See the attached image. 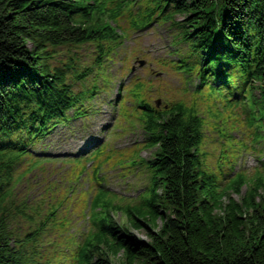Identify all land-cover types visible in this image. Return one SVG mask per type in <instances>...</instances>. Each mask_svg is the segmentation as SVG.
I'll return each mask as SVG.
<instances>
[{
  "label": "trees",
  "instance_id": "obj_1",
  "mask_svg": "<svg viewBox=\"0 0 264 264\" xmlns=\"http://www.w3.org/2000/svg\"><path fill=\"white\" fill-rule=\"evenodd\" d=\"M132 12L134 29L171 24L173 67L198 80L197 91L244 108L253 141L264 142V0H0V264H53L61 251L60 209L21 188L42 163L55 162L34 149L59 125L87 118L85 103L100 81L109 83L103 64L124 38L112 24ZM87 46L96 68L70 55ZM140 109L153 150L148 186L134 204L99 191L88 231L62 264H264V172L227 181L206 168L205 122L195 108Z\"/></svg>",
  "mask_w": 264,
  "mask_h": 264
},
{
  "label": "rangeland",
  "instance_id": "obj_2",
  "mask_svg": "<svg viewBox=\"0 0 264 264\" xmlns=\"http://www.w3.org/2000/svg\"><path fill=\"white\" fill-rule=\"evenodd\" d=\"M180 18L181 16H177L175 19ZM131 23L129 16H125L117 25L128 35L114 61L106 64L104 71L108 72L112 83L107 86L100 81V88L97 90L99 95L87 103V106L94 108L96 112L90 114L86 120L73 122L69 130L60 127L46 145L35 149L36 154L54 155L50 157L55 155L73 157L86 150L92 151L98 146L95 138L100 137L102 142L106 143L109 140L110 151L92 164L85 163L84 172L79 174L75 185L69 182H74V178L78 177L79 171L76 166L69 165L66 158H53L60 161L54 164L42 163L36 171L25 178L21 188V192L34 202L60 207L62 209L60 220L75 234L84 231L88 224L87 214L90 213L91 202L100 190L93 191V187H97L98 183L103 184L111 192L112 197L117 200L125 198L128 200L127 203L131 199H136L149 183V175L143 161L150 157L152 151L145 149L143 145L144 133L139 123L140 110L134 104L133 98V91L137 86H140L138 92L141 97L148 103L154 105L156 100H160V109L168 103L180 102L203 114L207 124L204 138L206 140L202 149L206 168L218 172L220 167L223 168L222 171H227L229 166H232V176L242 174L249 180L254 179L262 170L260 158L263 161L264 156L260 154L264 153V145L254 144L251 136L245 131L243 126L245 111L244 113L241 111L242 114L240 110H230L226 113L218 111L215 107L217 106L215 97H210L208 93L211 101L205 100L207 96L205 93V98L201 99L195 92L197 82L192 80L188 84L183 75L174 71L173 59L168 57L171 50L169 26L155 27L144 33H133ZM91 51V47L87 46L76 53L73 51L70 55L78 56L82 65L96 68L98 62ZM122 100H125L124 108L120 103ZM225 102H227L225 97L220 100L222 109H225ZM118 116L120 118L116 120ZM222 128L235 133L233 143L220 141L221 135L217 131ZM241 144L245 145L243 150L238 149L242 147ZM132 161L136 162L135 165H132ZM28 166L23 165L21 170ZM100 166L102 169L99 171ZM79 183L84 185L86 193L69 199L70 193L78 189ZM103 191L107 193L106 190ZM246 191L244 188L243 193ZM81 192L80 189L78 193ZM234 197L240 200L239 196ZM114 219L125 225L135 237L147 239L144 232H137L127 226V219L122 214L115 215ZM63 255L64 253L52 254L51 261L54 264H62Z\"/></svg>",
  "mask_w": 264,
  "mask_h": 264
}]
</instances>
